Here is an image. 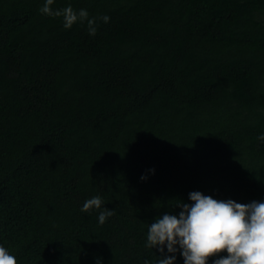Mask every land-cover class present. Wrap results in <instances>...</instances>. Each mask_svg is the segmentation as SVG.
Returning a JSON list of instances; mask_svg holds the SVG:
<instances>
[{
  "label": "trees",
  "instance_id": "16d2710c",
  "mask_svg": "<svg viewBox=\"0 0 264 264\" xmlns=\"http://www.w3.org/2000/svg\"><path fill=\"white\" fill-rule=\"evenodd\" d=\"M44 3L0 0V246L17 264H155L148 227L189 193L264 202V0H54L108 16L95 36ZM94 196L103 225L81 211Z\"/></svg>",
  "mask_w": 264,
  "mask_h": 264
},
{
  "label": "clouds",
  "instance_id": "9594fccd",
  "mask_svg": "<svg viewBox=\"0 0 264 264\" xmlns=\"http://www.w3.org/2000/svg\"><path fill=\"white\" fill-rule=\"evenodd\" d=\"M53 3L54 0H45L40 12L62 17L65 29L87 22L89 35L95 36L97 19L104 23L110 19L106 15L90 19L87 10L77 12L71 6L53 11ZM258 139L264 141V135ZM189 199L191 204L182 202L176 206L181 209L178 215L164 214L149 225L145 246L159 251L155 264H176L177 252L184 264H208L213 257H219L213 264H264V202L241 204L231 199L216 200L200 192L189 193ZM102 204L101 197L94 196L84 202L81 211L100 210L98 221L103 225L115 211L102 209ZM0 264H17L16 257L3 246ZM144 264L152 262L145 260Z\"/></svg>",
  "mask_w": 264,
  "mask_h": 264
}]
</instances>
